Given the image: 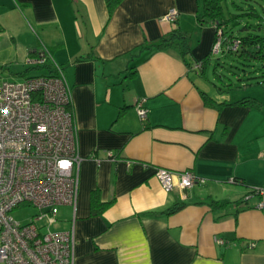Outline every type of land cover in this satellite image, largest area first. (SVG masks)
I'll list each match as a JSON object with an SVG mask.
<instances>
[{
  "label": "crops",
  "instance_id": "1",
  "mask_svg": "<svg viewBox=\"0 0 264 264\" xmlns=\"http://www.w3.org/2000/svg\"><path fill=\"white\" fill-rule=\"evenodd\" d=\"M171 10L175 21L165 19ZM202 14V0H124L112 15L105 0H0V45L16 47L18 63L9 73L29 77L26 60L45 47L71 92L78 198L51 230L74 232V264H264V211L254 207L259 197L243 202L264 188V71L254 69L241 94L217 90L206 68L229 53L212 52L215 27L200 24ZM174 29L189 33L186 57L152 47ZM202 92L217 104L261 105L212 106ZM155 168L189 170L205 183L167 192ZM93 192L110 204L98 214ZM209 199L230 205L214 209Z\"/></svg>",
  "mask_w": 264,
  "mask_h": 264
},
{
  "label": "built area",
  "instance_id": "2",
  "mask_svg": "<svg viewBox=\"0 0 264 264\" xmlns=\"http://www.w3.org/2000/svg\"><path fill=\"white\" fill-rule=\"evenodd\" d=\"M177 17L178 12L171 10L165 19L175 21ZM228 49L237 51L239 41L234 40ZM222 50L219 36L212 52ZM51 58L44 47L26 64L49 65ZM201 67L197 63L195 69ZM54 71L25 77L22 82L0 80V264H74V232L51 230L56 206H76L82 161L70 109L71 92L62 68L54 64ZM136 113L140 120L147 119L143 102L136 105ZM108 156L116 160L113 153ZM154 177L167 192L205 183L189 170L175 173L155 168ZM254 197H259L254 207L264 211V188H253L244 201ZM22 206L39 211L28 224L11 216ZM45 219L47 224L40 226ZM217 243L224 242L218 239Z\"/></svg>",
  "mask_w": 264,
  "mask_h": 264
},
{
  "label": "trees",
  "instance_id": "3",
  "mask_svg": "<svg viewBox=\"0 0 264 264\" xmlns=\"http://www.w3.org/2000/svg\"><path fill=\"white\" fill-rule=\"evenodd\" d=\"M106 5L109 11V14L112 15L115 9L124 1V0H105ZM228 0H202V8L203 14L199 19V23L203 24L206 22L211 23L215 27L216 38L219 36L223 39V48L225 46L226 51L229 54H233L236 56L239 61L244 63H251L252 65H261L264 67V17H261L257 14H253V12H247L242 14H230L227 15L225 12V3ZM256 16L259 20L256 26H252L251 24H246L244 26V30L246 31L244 35H237L234 33L233 29L237 25H239V21L241 18H252ZM263 30V31H262ZM262 31L263 33H260ZM189 33L181 30L174 29L168 35L163 36L157 43H155L152 47L156 50H164L173 48L179 50L183 57L188 56L190 51L189 44ZM234 40L239 41V49L237 51H232L228 49L231 46ZM82 59H78L81 61ZM208 63V57L204 60L202 64ZM243 63V64H244ZM246 65V64H244ZM254 67V66H252ZM34 69L46 70L49 74H54V68L52 65H44L37 66ZM29 70L27 69L24 72L18 73L20 75H25ZM257 70V68H256ZM259 70V69H258ZM203 98L212 106H250V107H259L261 104L256 98L245 97L237 102L228 103L223 102L221 104H217L213 101L209 96L205 93H201ZM234 183H241L238 180H234ZM254 193V192H252ZM245 203V201L243 200ZM248 201H246L247 203ZM208 205L213 207L214 209H222L226 208L230 205L228 201H215L213 199H209L207 202ZM110 204H103L99 199V193H92L91 200V209L92 214H98L103 212L105 208H107ZM185 207V204H179L165 213L167 215L175 214Z\"/></svg>",
  "mask_w": 264,
  "mask_h": 264
},
{
  "label": "rangeland",
  "instance_id": "4",
  "mask_svg": "<svg viewBox=\"0 0 264 264\" xmlns=\"http://www.w3.org/2000/svg\"><path fill=\"white\" fill-rule=\"evenodd\" d=\"M225 10L227 15L230 14H242L247 12H253V14H257L261 17H264V0H228L225 3ZM258 18L253 16L252 18H241L239 21V25L234 27L233 31L237 35H244L245 30L244 26L246 24H251L253 27L257 25ZM264 27V24H263ZM263 31V30H262ZM260 33H263V32ZM13 45H0V80H10L13 82H22L24 77L11 75L8 71L9 67L16 68V61H12L15 58V48ZM239 61L233 54H227L226 56L217 55L210 62V64L206 68V76L209 80H211L216 86L217 90L220 88L221 90L227 91L228 97L231 98L232 92H229L231 88L232 91H236L237 94H241L240 92L244 90V87L241 84L249 81L247 77H254L255 72L254 69H259L260 71H264V67L261 65H252L251 63H244ZM8 68V69H7ZM42 71L37 69H32L28 76H34L40 74ZM230 85V86H228ZM240 85V86H239ZM240 88H236V87ZM212 89L215 90L213 86L210 85ZM229 92V93H228ZM260 92V90H255L254 93ZM233 97V96H232ZM239 97H241L239 95ZM54 211L57 213V219L60 220V217L66 216L70 209L67 207L57 206L54 208ZM39 211L37 208L32 206H22L11 212L12 218L21 223L28 224L35 215H37ZM47 224V219L43 220L39 223V225ZM52 230H57L58 227L55 225L51 226Z\"/></svg>",
  "mask_w": 264,
  "mask_h": 264
}]
</instances>
